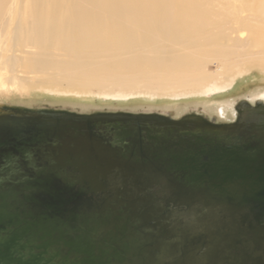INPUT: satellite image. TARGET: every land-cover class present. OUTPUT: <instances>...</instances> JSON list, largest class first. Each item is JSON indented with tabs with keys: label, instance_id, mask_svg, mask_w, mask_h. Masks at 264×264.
Returning a JSON list of instances; mask_svg holds the SVG:
<instances>
[{
	"label": "water",
	"instance_id": "95a60500",
	"mask_svg": "<svg viewBox=\"0 0 264 264\" xmlns=\"http://www.w3.org/2000/svg\"><path fill=\"white\" fill-rule=\"evenodd\" d=\"M0 264H264V101L229 123L0 104Z\"/></svg>",
	"mask_w": 264,
	"mask_h": 264
},
{
	"label": "bare ground",
	"instance_id": "6f19581e",
	"mask_svg": "<svg viewBox=\"0 0 264 264\" xmlns=\"http://www.w3.org/2000/svg\"><path fill=\"white\" fill-rule=\"evenodd\" d=\"M1 38L13 54L0 62L40 75L35 87L84 91L138 76L207 84V63L264 71V0H0ZM212 84L209 93L221 90Z\"/></svg>",
	"mask_w": 264,
	"mask_h": 264
},
{
	"label": "rangeland",
	"instance_id": "374dc122",
	"mask_svg": "<svg viewBox=\"0 0 264 264\" xmlns=\"http://www.w3.org/2000/svg\"><path fill=\"white\" fill-rule=\"evenodd\" d=\"M3 42L1 38L0 45ZM20 51L17 45L16 54ZM12 54V51H0V56L9 57ZM225 69L222 62L204 66L202 73L210 75L212 83H217L221 89L213 93L207 91L209 86L214 85L210 82L197 83L192 78H185L183 82L176 79L165 81L139 76L123 84L105 81L84 91H66L55 90L49 84L45 88L35 87L33 82L40 75H28L17 71L7 62H0V104L27 109L68 110L80 114L119 111L157 113L175 120L186 114L197 113L216 119L219 123H229L234 120L238 102L264 101V71L245 67L242 68L245 71L240 73L234 69L231 75ZM13 79L14 84H10ZM58 82L63 83L60 80ZM121 91L126 92L120 95Z\"/></svg>",
	"mask_w": 264,
	"mask_h": 264
}]
</instances>
